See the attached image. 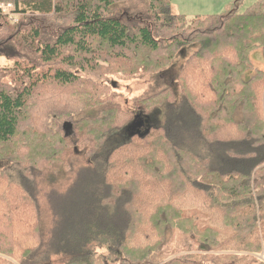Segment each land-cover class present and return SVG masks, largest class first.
Here are the masks:
<instances>
[{
	"label": "trees",
	"instance_id": "16d2710c",
	"mask_svg": "<svg viewBox=\"0 0 264 264\" xmlns=\"http://www.w3.org/2000/svg\"><path fill=\"white\" fill-rule=\"evenodd\" d=\"M13 1L22 24L0 34V57L13 62L0 68V144L18 140L21 152L11 157L31 178L49 170L50 184L71 178L70 160L80 144L89 146L90 161L61 195L50 230L38 212L36 217L26 212L35 199L18 183L26 196L14 204L30 228L15 242L20 231L10 237L1 231L0 264H54L59 257L62 264H94L99 248L119 264H160L167 259H160L162 248L156 253L152 236L162 237L161 224L167 223L198 241L199 250H223L228 256L236 246L225 245L221 231L196 225L203 210L186 206L211 190L217 192L209 197L216 200L211 208L234 230L227 239L259 252L264 70L251 55L264 52V0L242 13L237 0L226 15L192 19L172 14L171 0L159 1L163 6L153 9L154 19L127 15L122 4L117 7L126 0ZM162 7L167 8L163 16ZM36 14L42 16L31 17ZM5 19L0 12L4 26ZM188 48L196 49L172 82L134 100L132 111L116 101L107 82L84 79L83 73L112 70L165 76ZM157 108L162 124L152 118ZM137 120L149 134H127L104 154L113 134Z\"/></svg>",
	"mask_w": 264,
	"mask_h": 264
},
{
	"label": "rangeland",
	"instance_id": "374dc122",
	"mask_svg": "<svg viewBox=\"0 0 264 264\" xmlns=\"http://www.w3.org/2000/svg\"><path fill=\"white\" fill-rule=\"evenodd\" d=\"M159 1L160 0H126L124 2L118 3L117 7L122 4L120 8L123 12L130 16L142 14L148 19L150 17L154 19L155 12L153 13V9L155 7L163 6L162 1ZM173 1L174 2L171 0V3H175L180 12L176 6H171L170 12L172 14L184 15L187 18L192 19L203 15H226L233 9L237 0H227V3L229 4L224 8L209 0ZM257 1L258 0L240 1L238 3V11L241 13L246 11V9L255 4ZM151 3L154 4V6H151ZM9 5L10 7L8 8ZM199 8H202L203 12L199 10ZM165 11L167 14V8L162 7L159 15L163 16ZM0 12L7 19H5L7 21V25L5 26L0 21V34L5 36V28H10V30H8L10 32L12 31V27L20 26L22 24L20 20L22 14L16 8L13 0H0ZM39 16L42 15L36 14L32 15L31 17ZM62 16H65L66 18L69 17L67 14ZM43 17L47 18L46 15ZM7 39H10V37ZM9 41L12 42V39ZM195 49L196 48H188V50L184 52L183 55L178 54V56H176L174 59L171 68L167 71V75L165 76L161 75L152 77L142 73L131 76L129 74H119L115 70H112V72H96L95 75L90 72L83 73L84 79L104 83L107 82L109 85H111L114 92H116V101L124 109L132 111V109L134 110V100L140 98L143 95L151 94L159 89H162L165 87V84L172 82V79L176 76L182 65L185 64L186 59H188V57L194 53ZM7 52L9 53L10 50H7ZM12 65L13 62L9 61L6 56L0 57V68L9 69L12 67ZM161 113L162 112H160L157 108L154 109L151 114L153 115L152 118L154 120H156L158 123L161 122L162 124L164 122V116H162ZM133 119L134 117L131 121H133ZM32 123L33 121H29L25 126L29 127ZM49 124H51L50 121L47 123V125ZM127 137L128 136L122 131L115 132L109 139L108 144L103 151L104 154H107L113 147L128 139ZM19 147L20 145L18 140H14L10 144H0V155L3 156L0 159V197L2 198V200L0 198V236H2L1 231H3L8 237L12 235L13 231H16V233L20 231L18 234H15L16 237L14 236V242L16 239L20 240V237L18 236L23 234V230H25L26 227L28 229L30 228V221H24V216L21 215L23 211H21V209L14 204L15 201L20 203V200L25 199L26 196L25 193H23V191L18 188V183H23L33 195L32 197L35 199V207L27 206L26 212L31 213V217L33 215L36 217L38 212L41 218V223L47 230H50L52 226H54L55 212H59L61 209V195L65 194L64 190L67 187L77 181H74L75 179H78L77 169L85 166L90 161L88 154L89 146L85 143L80 144L77 147V151L70 160L71 165L74 166L73 175H71V178L68 175L65 182L60 181L58 184L56 182L54 183L56 186L52 187L54 184H50L48 180L49 170L40 171V175H38L36 178H31V175L27 172V167H23V165L19 164L14 158L11 157V155L15 154L16 152H21ZM202 148L206 149L204 147ZM213 165H217L216 160L213 162ZM23 176H28V179L23 178ZM53 189H58V191H54ZM209 197H217V192L215 190H211L208 192V194L199 196V200L194 201L195 203H189L186 206L194 209V212H199L200 214L203 210L204 214L195 216L196 220H194V222L196 225L204 228H211L219 232L221 231V241L225 240V245L236 246L233 248L234 251L226 252L225 254L228 256L224 255L223 250L218 249H214L212 251L206 250L204 252V250L198 249L199 246H197L196 243L198 241L195 242L194 239L183 234L181 232L182 230L178 227L172 226L171 223H167V227H163V224H161L162 228L165 229L164 231L162 230V233L160 232L162 237L156 234H153L152 236L153 244L158 243L155 246L157 249L156 253H159L161 251L159 249L162 248V257L160 259H167L160 264H264V244L261 245L262 249H260L259 252L254 253L244 250L241 243L232 242L227 239V237H229L232 232H234V230L232 228L225 227L221 223V215H217V211L213 210L209 204H214L213 202L216 200H209ZM13 208L16 209L13 210ZM7 217L13 218V220L10 222L9 219H6ZM141 233L147 235L143 231H141ZM145 239L146 238L144 236H141L139 241H145ZM4 241L9 242L8 240ZM147 243H149V241H147ZM250 248H253V244ZM226 249L228 251L230 248ZM97 252L98 257L96 258L94 264H104L105 259L109 261V264H119V262H115V258L113 256L108 254L106 248H99ZM100 258H102L103 261H101ZM61 262L62 259H60V257L55 258L53 261L54 264H62Z\"/></svg>",
	"mask_w": 264,
	"mask_h": 264
},
{
	"label": "crops",
	"instance_id": "0c3cea01",
	"mask_svg": "<svg viewBox=\"0 0 264 264\" xmlns=\"http://www.w3.org/2000/svg\"><path fill=\"white\" fill-rule=\"evenodd\" d=\"M212 1L213 3L221 6L222 8L228 6L229 3H227V0H209ZM172 2H174L172 0ZM171 6H176V4H172ZM200 7V6H199ZM177 8V6H176ZM178 9V8H177ZM179 10V9H178ZM199 10L202 11V8H199ZM180 12V10H179ZM203 12V11H202ZM177 15V14H176ZM203 16H207V15H203ZM251 59L253 61V63L261 70H264V52L262 53L261 50L259 51H255L252 55H251Z\"/></svg>",
	"mask_w": 264,
	"mask_h": 264
},
{
	"label": "water",
	"instance_id": "95a60500",
	"mask_svg": "<svg viewBox=\"0 0 264 264\" xmlns=\"http://www.w3.org/2000/svg\"><path fill=\"white\" fill-rule=\"evenodd\" d=\"M143 124L140 121H135L132 124H130L126 130L129 132V137L132 138L136 135L140 136V137H145L147 134H149L150 129L146 130L145 132H141V128H142ZM65 127L67 128V130H69L71 128V126L69 125L67 127V125H65Z\"/></svg>",
	"mask_w": 264,
	"mask_h": 264
},
{
	"label": "flooded vegetation",
	"instance_id": "af4514ba",
	"mask_svg": "<svg viewBox=\"0 0 264 264\" xmlns=\"http://www.w3.org/2000/svg\"><path fill=\"white\" fill-rule=\"evenodd\" d=\"M124 134H126V135H127V134H129V132L126 130V131L124 132Z\"/></svg>",
	"mask_w": 264,
	"mask_h": 264
},
{
	"label": "built area",
	"instance_id": "2783aa9c",
	"mask_svg": "<svg viewBox=\"0 0 264 264\" xmlns=\"http://www.w3.org/2000/svg\"><path fill=\"white\" fill-rule=\"evenodd\" d=\"M10 7V5L8 6V8Z\"/></svg>",
	"mask_w": 264,
	"mask_h": 264
}]
</instances>
